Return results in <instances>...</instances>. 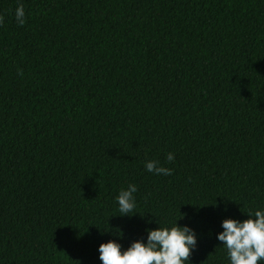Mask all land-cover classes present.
Returning a JSON list of instances; mask_svg holds the SVG:
<instances>
[{
  "label": "trees",
  "instance_id": "1",
  "mask_svg": "<svg viewBox=\"0 0 264 264\" xmlns=\"http://www.w3.org/2000/svg\"><path fill=\"white\" fill-rule=\"evenodd\" d=\"M0 15V264H102L101 243L176 222L197 237L185 264H231L222 221L264 211V0H0Z\"/></svg>",
  "mask_w": 264,
  "mask_h": 264
},
{
  "label": "clouds",
  "instance_id": "2",
  "mask_svg": "<svg viewBox=\"0 0 264 264\" xmlns=\"http://www.w3.org/2000/svg\"><path fill=\"white\" fill-rule=\"evenodd\" d=\"M18 25L26 22L25 9L20 4L15 10ZM4 22L0 15V24ZM22 75V70H19ZM174 154L169 152L167 161H174ZM146 169L158 175H171L172 169L160 165L157 160L146 162ZM135 184L121 189L117 196L121 215L133 214L136 206ZM249 218L239 221L227 218L222 221L223 231L218 240L223 242L231 264H260L264 261V211H249ZM197 245V237L193 229L180 226L177 222L171 227H158L149 230L147 243L136 240L122 251V246L115 240L99 245L102 264H185L189 262L193 249Z\"/></svg>",
  "mask_w": 264,
  "mask_h": 264
}]
</instances>
